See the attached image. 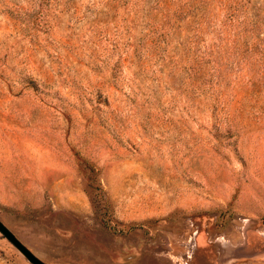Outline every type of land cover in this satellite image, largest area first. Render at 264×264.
<instances>
[{
    "label": "rangeland",
    "instance_id": "374dc122",
    "mask_svg": "<svg viewBox=\"0 0 264 264\" xmlns=\"http://www.w3.org/2000/svg\"><path fill=\"white\" fill-rule=\"evenodd\" d=\"M0 222L52 264H264V0H0Z\"/></svg>",
    "mask_w": 264,
    "mask_h": 264
},
{
    "label": "water",
    "instance_id": "95a60500",
    "mask_svg": "<svg viewBox=\"0 0 264 264\" xmlns=\"http://www.w3.org/2000/svg\"><path fill=\"white\" fill-rule=\"evenodd\" d=\"M0 233L1 235L16 248L22 256L27 260L29 264H52L46 263L36 257L26 246H24L15 236L14 234L4 226L2 222H0Z\"/></svg>",
    "mask_w": 264,
    "mask_h": 264
}]
</instances>
